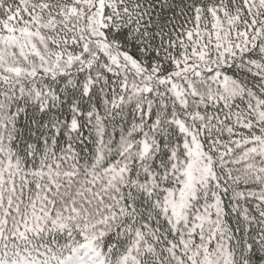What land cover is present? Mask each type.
Listing matches in <instances>:
<instances>
[{"label": "snow or ice", "instance_id": "snow-or-ice-1", "mask_svg": "<svg viewBox=\"0 0 264 264\" xmlns=\"http://www.w3.org/2000/svg\"><path fill=\"white\" fill-rule=\"evenodd\" d=\"M0 264H264V0H0Z\"/></svg>", "mask_w": 264, "mask_h": 264}]
</instances>
